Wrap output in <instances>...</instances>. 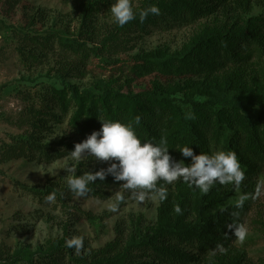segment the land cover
<instances>
[{"label":"trees","instance_id":"16d2710c","mask_svg":"<svg viewBox=\"0 0 264 264\" xmlns=\"http://www.w3.org/2000/svg\"><path fill=\"white\" fill-rule=\"evenodd\" d=\"M4 1L10 7L19 3V0ZM62 1L77 6L82 26L78 37H84L83 43L50 31L39 34L35 26L37 22L44 24L46 17L38 11L37 18L31 17L26 26L12 28L19 41L16 52L20 60L26 66H33L38 63L36 52L51 48L52 43L57 42L64 55L58 72L64 77L85 78L89 75L87 66L91 59L106 65L117 64L103 59L106 39L97 42L95 34L94 14L109 2ZM233 2L240 6L245 3L243 0H145L136 11L155 5L159 7L160 15H150L143 23L137 16L135 21L119 27V31L124 35L146 33L150 28L187 27L218 11L229 12L228 4ZM108 40L107 53L122 48L119 39ZM254 59L264 62V11L251 19L201 29L189 46L175 56L155 51L129 59L128 74L134 78L159 73L173 79L191 76L215 79L216 82V77L222 75L224 81L220 87L228 84L240 90L232 97L219 96L202 101L187 96L179 99L174 96L177 92L174 84L156 83L149 92L131 93L126 78L123 83H118L120 79L113 77L92 82L91 87L83 92H78L75 86L55 85L41 87L33 94L18 91L26 103L14 125L21 134L10 137L0 147V163L27 160L50 164L74 151L75 145L66 144L67 151L60 152L44 142L45 135L52 130L51 120L59 121L70 110L67 126L77 143L100 130L99 120L134 125L135 118L140 116V125H134L139 138L155 142L165 139L170 155L176 161L183 160L186 165L190 158L182 157L175 149L190 146L196 155L220 150L235 152L245 171L240 188L249 190L264 172V92H249L251 86L247 87L244 81L249 77V64ZM189 111L194 119L185 118ZM81 173L79 169L78 176ZM122 183L108 175L104 181L90 184L91 191L84 198L107 199L110 196L108 190L121 188ZM20 187L43 198L55 192L56 201L63 208H66L65 197L74 196L67 185L59 187L53 182H48L42 191ZM173 188L174 191L168 193L167 200L158 208L153 226L143 227L138 217L131 218L128 227L117 223L114 240L101 249L86 247L83 257H75L74 249L64 247L60 241L48 243L33 252L0 244V264H64L65 261L74 264H192L199 256L212 254L217 244H223L228 252L235 237L226 225L236 220L231 216L232 212H239L238 222L242 223L251 208L249 201L242 209H236L235 203L222 207L224 196L232 185H214L207 195L193 191L182 182H176ZM176 205L181 207L182 214L174 212ZM77 213L89 221L96 220L89 212Z\"/></svg>","mask_w":264,"mask_h":264},{"label":"rangeland","instance_id":"374dc122","mask_svg":"<svg viewBox=\"0 0 264 264\" xmlns=\"http://www.w3.org/2000/svg\"><path fill=\"white\" fill-rule=\"evenodd\" d=\"M106 1L109 4L99 8L94 14L97 23L95 34L97 42L106 39L107 47H104L103 59H109L110 63H118L106 65L97 59H91L87 66L89 75L77 79L72 76L64 77L58 72L64 55L57 42L52 43L51 48L39 49L36 52L38 63L26 66L16 52L19 41L12 32V28L26 26L30 18L34 16L37 18L38 11H41L46 17V22L44 24L37 22L35 30L39 34L50 31L60 37L75 38L79 43H83L84 37H78L82 26L77 6L64 3L62 0H19L18 4L10 7L4 0H0V147L7 143L10 137L21 134L14 125L26 103L19 97L18 91L33 94L41 87L55 85L75 86L78 92H83L91 87L92 82L107 81L113 77L120 79L118 83H123V80L130 82L128 85L131 93L149 92L156 83L164 86L174 84L177 87L174 96L179 99L187 96L202 101L212 97L226 98L239 94L240 90L228 84L220 87L224 81L222 75L216 77V82L215 79L191 76L173 79L159 73L134 78L128 74L129 59L135 55L143 56L155 51H161L169 57L180 54L203 28L240 22L242 19L247 20L259 15L264 11V0H243L244 6L236 5V2L229 3V12L218 11L213 16L198 20L187 27L171 30L150 28L146 33L129 32L124 35L113 22L109 12L115 0ZM144 1L132 0L134 9L138 10ZM108 39H119L122 48L107 53ZM86 45L91 47L90 44ZM249 65L251 66L248 70L249 77L244 80L246 86H251L249 92L262 94L264 62L254 59ZM230 73L231 70L226 72L228 75ZM70 112L71 110L59 121L51 120V133L45 135L44 142L60 152L67 151L64 147L66 144H77L76 138L67 126ZM108 166L109 163L99 162L88 156L75 162L68 158V155L50 164L27 160L0 163V244L11 249H27L33 252L53 241H60L66 247V240L73 236H81L84 238L85 249L86 247L101 249L114 240V227L117 223H123L128 227L129 220L138 217L143 227L153 226L157 219V210L162 204L158 198L146 197L143 203H137L131 198L130 193L117 188L108 190L110 196L104 200L92 197H65L66 208H63L56 198L53 203H48L46 197L30 194L20 187L23 185L28 189L36 188L42 191L48 182L63 187L67 185L65 177L68 173L65 170L68 167H75L76 175L81 169L83 175L86 172L95 173ZM166 187L168 193L175 189L173 185ZM117 194H122L125 202L120 204L117 213H113L109 208L115 202ZM242 194L248 195L246 201L251 205L249 212L241 220L248 228L246 240L240 243L235 239L226 254L199 256L192 264H264V172L249 190L229 189L221 206L236 203ZM78 211L89 212L96 220L89 221L79 216ZM85 253L77 254L74 250L75 257H83ZM64 264L74 263L65 261Z\"/></svg>","mask_w":264,"mask_h":264},{"label":"clouds","instance_id":"9594fccd","mask_svg":"<svg viewBox=\"0 0 264 264\" xmlns=\"http://www.w3.org/2000/svg\"><path fill=\"white\" fill-rule=\"evenodd\" d=\"M113 22L119 27L135 21L137 16L143 23L150 15L159 16V7L152 5L137 12L132 0H115L110 8ZM186 119H194L189 111ZM99 131H93L87 138L74 146V151L68 153V158L79 162L85 156L92 157L99 162L109 163L106 169L95 173L86 172L83 175L75 174V167L66 168L68 173L65 177L68 190L76 198L87 197L91 191L89 185L97 180L104 181L111 175L116 182H123L121 188L130 193L131 198L137 203H143L146 197L158 198L164 202L168 198V185L182 182L193 191L198 190L207 195L214 185H232L233 189H239L245 180V171L233 151H216L212 154H194L190 146L179 147L177 150L182 157L190 158V163L185 164L183 160L176 161L169 153L167 141L161 139L159 142L153 140L142 141L136 133L135 126L141 123V117L137 116L132 123L124 124L120 121H103ZM56 193L52 192L46 196V202L53 203ZM247 194L239 196L235 203L236 209H242ZM125 202L122 194H117L115 202L110 205L109 210L117 213L120 204ZM174 212L182 214V209L176 205ZM231 216L236 220L227 224V228L233 233L235 239L243 243L248 235L245 224L238 222L239 212H232ZM66 247L74 249L77 254L86 252L84 238L73 236L65 241ZM226 254L227 249L223 244H217L212 254Z\"/></svg>","mask_w":264,"mask_h":264}]
</instances>
